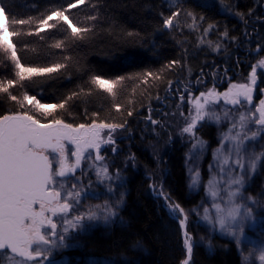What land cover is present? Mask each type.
I'll use <instances>...</instances> for the list:
<instances>
[{"label": "trees", "instance_id": "16d2710c", "mask_svg": "<svg viewBox=\"0 0 264 264\" xmlns=\"http://www.w3.org/2000/svg\"><path fill=\"white\" fill-rule=\"evenodd\" d=\"M69 4L76 6L69 8ZM0 7L9 33H19L10 37L19 62L25 67L56 69L21 80L16 63L0 47V86H8L9 80L16 82L8 92L0 91V116L28 111L41 122L116 124L129 133V138L121 139V146L117 143L116 155L99 152L103 159L96 161L107 167L110 179L90 178L83 161L79 172L59 188L62 198L68 191L80 193L78 203L68 198L73 204L70 217L90 211L99 222L90 226L85 221L77 229L64 222L61 234L69 228L65 243L72 247L60 248L50 264H183L187 259L183 229L162 199L154 197L144 174H152L155 187L187 213V231L194 242L190 264H247L232 237L198 225L197 211L205 202L206 185L202 181L196 191L190 185V145L175 138L165 146L169 135L161 128L156 131L161 140L153 145L149 117L163 106L173 84L195 87L201 75L216 64L228 66L233 59V55L228 58V50L233 45L222 35L241 30L238 18L229 11L236 10L239 19H245L252 0H0ZM56 11H63L71 25L58 16L48 22L54 27L40 23ZM174 12L179 15L172 27H165L164 20ZM12 20L25 23L13 25ZM73 25L86 31L73 34ZM209 27L213 47L204 44ZM220 44L227 52L219 55L214 47ZM149 72L153 75L147 76ZM96 76L125 79L112 95L92 82ZM24 94L64 107L44 115L32 105L21 108L10 99V95L22 99ZM203 133L213 150L214 131ZM204 158L205 181L211 153ZM108 207L116 215L105 221Z\"/></svg>", "mask_w": 264, "mask_h": 264}, {"label": "snow or ice", "instance_id": "6c2138e0", "mask_svg": "<svg viewBox=\"0 0 264 264\" xmlns=\"http://www.w3.org/2000/svg\"><path fill=\"white\" fill-rule=\"evenodd\" d=\"M77 3H83V0H77ZM75 4H69V8L75 7ZM178 12H174L172 16L164 20L165 27H172L174 19L178 16ZM53 16H58L61 21H67L71 25V21L64 15L63 11L53 12L52 15L42 20L40 23L47 27H54L48 22L53 19ZM11 23L24 24V20H12ZM73 34H79L82 30L74 25L71 27ZM19 33H9V22L4 14L3 7H0V47L5 51H11V58L15 60L16 67L19 70L16 74L21 80L30 79L33 75L42 73H50L55 71L54 68H32L25 67L19 62L16 53V47L12 43V36H17ZM58 47L60 45H57ZM175 63V62H173ZM264 66V60L259 62ZM59 67V66H57ZM151 72L147 76H152ZM125 77L121 76L115 80H106L100 76L93 78V83L98 88L115 95V86L120 84ZM15 81L9 80L8 86H0V91L8 92V87L15 84ZM256 83V69H252L251 84ZM233 89L237 91L233 92ZM253 88L249 85H233L228 93H224L226 99L232 96L230 102L232 104L240 103L237 97L243 96L246 101L251 102ZM202 97H206L203 103L199 99L193 101L196 114L191 116L190 122L182 129L184 133H189L195 136V129L198 122L203 121L206 117L212 118V114L207 112L206 105L209 103L208 98H215V93L209 91L207 94L201 93ZM10 99L24 108L25 105H32L36 111L49 115L57 108H63L64 104H44L35 96L24 94L22 99L10 95ZM183 99V97H181ZM119 108V105H117ZM259 118L255 120L256 124L264 126V99L260 100V107L257 109ZM254 115V114H253ZM151 119V117H149ZM219 119V117H215ZM240 120L244 121L245 117L240 116ZM156 123V121H153ZM123 125L93 123L89 126L79 125L73 127L70 124L64 123L59 119H53L49 123H41L33 115H29L28 111L18 112L10 115L0 116V264H28L29 261H34L36 264H43L38 260L44 256L41 246H56L59 248H71L72 245L66 244V236L69 228L63 229L64 234L57 232V224L52 217L59 214L69 212L73 204L68 202V198H73L78 203L80 193L68 191L66 196L62 198L61 191L56 187L57 177H66L69 173H74L77 168L81 167V161L85 158L84 153L88 149L96 150V160H102L99 155L100 145L102 143H114L111 136L107 140L101 138V131L105 128L115 130ZM243 127V124L241 125ZM235 127V125H233ZM258 133L253 132L251 137L247 139H255ZM235 139V138H234ZM65 141H69L75 145L76 151L72 153L75 156L74 164H69L66 151ZM202 141L197 140V144H202ZM196 145H194L195 147ZM114 150V149H113ZM49 152L55 153L54 158H50ZM54 159L58 167L54 170ZM259 159V157H257ZM227 160H225V163ZM239 164V161H237ZM243 167V165H241ZM251 170L256 167V162L251 161L249 165ZM106 178L107 168L99 170ZM199 178V173L193 180V184ZM211 183V182H210ZM233 183L242 185L243 177L233 181ZM65 184L60 183V188H64ZM75 187V185H73ZM211 195L216 197L218 193L211 191ZM240 189L230 193L229 198L238 195ZM167 200V197H165ZM247 199L255 204L252 197ZM99 207V206H97ZM170 210L176 213H183L184 209L179 204L168 205ZM217 211H221L220 205H215ZM242 205L236 204L229 212L228 218L220 216L219 225L221 230H226L230 235L236 238V243L239 245L240 237L245 234L246 221L256 223L259 218L252 216L251 208L245 209V213L241 214ZM107 215L104 216L105 221L110 217L115 216V211L108 207L105 209ZM208 210L205 209V219H209ZM50 214V215H49ZM85 218L89 220L97 219L95 212H87L74 217L73 221H65L71 228L75 229L79 223ZM187 216L180 220L181 226L185 225ZM239 221V224L237 222ZM233 225H237L233 227ZM264 227V224L260 225ZM47 230V234H45ZM54 237L56 239H51ZM184 245L187 251V259L183 264H189L192 257L193 244L192 237L185 231ZM17 258H20L17 260ZM47 259V257H45ZM259 260L264 262V252L259 255ZM70 264V262H69Z\"/></svg>", "mask_w": 264, "mask_h": 264}, {"label": "rangeland", "instance_id": "374dc122", "mask_svg": "<svg viewBox=\"0 0 264 264\" xmlns=\"http://www.w3.org/2000/svg\"><path fill=\"white\" fill-rule=\"evenodd\" d=\"M214 1L219 2V0ZM210 29L211 28L209 27L206 30L205 38L207 41H205L204 44L213 47V41H211L209 37ZM214 48L215 52H219L223 49V46L220 44L219 46H215ZM6 52L9 56L10 61L15 64V60L11 58V51L8 50ZM230 64L231 63H229V65ZM212 73L213 72L210 73L211 76ZM210 75H207L205 78L206 80H208V82H206L205 80V83L203 80H200V89H198L199 91L197 93L195 92L196 88L192 87V83H188L182 88H186L188 94H183L182 89L179 85L177 86L173 84L170 87V92L163 100V106L159 108L158 111H154L151 113V119H149V121L150 123L152 122V132L151 137L149 136V138L153 145L159 143L161 139L156 137L158 136V133H156V131H160L161 128V130L169 135H166L167 137H165V146H168L169 142L175 138H178L181 142L184 141L185 143H188L190 145V152L187 156V169L190 175V185L195 191L199 188V185L200 183H202V181L206 185L205 202H203L198 207L197 211V221L199 223V226L202 225V228L207 227L211 231L215 230L222 235L230 236L236 241V238L230 235L226 230H221L219 225V218L220 216H224L226 219H229L228 212L236 204L242 205V215L245 213V209L251 208L252 216L259 219L256 223H253V221H246L245 234L244 236L240 237V243L238 246L244 253L247 264H264V262H261L259 260V255L261 254V252H264V227L260 226L261 224H264V132L262 133L261 131L260 133H258L255 139H247L248 137H251V134L253 132H258L260 130L255 129L254 124L252 125L248 120L241 121L238 120L234 115L230 116V112L226 110L224 111V108H221V106H219L214 111H207L212 114V118L206 117L203 120V124L198 123L196 125L195 136L189 133H184L182 131V129L186 127L190 122L191 116H194L196 114L193 101L196 99L200 100V94H207L209 91H213L216 96L217 87L213 85L214 80L209 78ZM223 84H226V82L222 81L220 83V85ZM245 84L249 85V82L245 81L244 79H237L235 82H230L229 87L224 89L225 92L224 90L221 92V96L226 99L223 94L228 93L229 89L232 88L233 85L240 86ZM235 91H237V89H233V92ZM181 97H183V99H181ZM204 98L206 99V97ZM208 99L210 102L215 100V98ZM231 99L232 96L230 95L226 100L230 102ZM206 110H208V108H206ZM215 117H219V119H215ZM153 121H156V123H153ZM242 124L243 127L241 126ZM233 125H235V127H233ZM156 127H158V129H155ZM207 129H212L214 131L216 146L213 150H210V144H208L209 140H205L203 136V132H206ZM100 135L103 140H107L109 136H111V139L113 141H115L116 139L129 138V133H125L124 128L122 127H117L114 131L105 128L101 131ZM197 140L202 141L203 143L197 144ZM111 145L112 143H102L100 145L99 151L105 148L107 149V147L109 149L111 148ZM194 145L196 146L194 147ZM95 151V149H90V151L85 155V172L90 176V178L100 177L102 179H106V177L102 173H100L99 170L107 167L102 162L96 161ZM209 153H211L212 162L208 167L206 180L204 181L201 169L202 161L205 159V155ZM257 157H259V159H257ZM225 160H227L226 163ZM237 161H239V164L237 163ZM251 161L256 162V167L254 170H251L249 167ZM241 165H243V167H241ZM197 173H199V178L196 180V183L193 184V180L196 178ZM107 176L109 177V172H107ZM144 177L150 182L152 194L154 195V197L162 199V201L164 202V207L166 208L170 216L177 219L179 223L180 220L184 219L185 215L187 216L185 225L181 226L183 229V239L185 231L191 236V234L187 231L189 217L185 210L183 213L174 214L170 210L168 205H174L176 203H173L171 198L165 192L157 189V186L155 187L152 174H144ZM241 177H243L242 185L233 183V181ZM56 187L59 189L60 183H57ZM237 188L240 189L239 194L230 199L229 194L236 192ZM210 190L216 191L218 195L216 197H213ZM165 197H167V200L165 199ZM248 197L254 198L255 204H253L251 200L247 199ZM217 204L220 205L221 208V211L219 212L215 207V205ZM205 209L208 210L207 215L209 219H205ZM67 215L58 219L61 227L65 221L74 222L75 216L71 215L70 217V215ZM96 220L97 219L89 220L85 218L79 223V225H77L75 229L83 227L85 221L89 222L90 226H96L99 222ZM237 224H239V221L237 222ZM236 226L237 225H233V227ZM80 229L84 230L83 228ZM192 244L194 245L193 237ZM41 250L45 251L46 254H50V257H55L54 253L59 252L62 249H59V247L56 246H46V248L41 247ZM52 259L53 258H51L49 261L42 262L43 264H50ZM28 264H36V262H28Z\"/></svg>", "mask_w": 264, "mask_h": 264}, {"label": "flooded vegetation", "instance_id": "af4514ba", "mask_svg": "<svg viewBox=\"0 0 264 264\" xmlns=\"http://www.w3.org/2000/svg\"><path fill=\"white\" fill-rule=\"evenodd\" d=\"M229 12L233 17H235L236 19L238 18L237 20L241 24L240 25L241 34L239 32V33H233V35L231 34L222 35V38H226L227 40L231 42V46L233 45L232 51L228 50V55H227L228 58L230 59L232 58V55H233V62L231 61L230 65L228 63V66L226 63H223V62L218 63L211 70H208L206 72L207 75H210V73L213 72L212 76L210 75L209 78L214 80L213 85L217 87V93L215 96V100L212 102L209 101V103L206 105V108H208L207 111H214L219 106H221V108H224V111L226 110L230 112V116L234 115L238 120H240V116L243 115L245 117L244 121L246 120L250 121L252 125L254 124L255 129L260 130L258 131L259 133L261 131L263 133L264 126L256 124L255 120L259 118V112L257 111V109L260 107V100L264 99V66H262L259 63L261 60H264V0H252L251 12L248 16L246 17L244 16L245 19H242V20L239 19L238 14H236V10H230ZM226 52H227V49L223 48L221 51L218 52V54L220 55L221 53H226ZM253 68L256 69L255 85L251 84V73H252ZM205 78H206V75H203V76L201 75L199 80L196 81V86H195L196 90L194 89L196 93L199 91L198 89H200V83H199L200 80H203L205 82L206 80ZM237 79H244L245 81H248L249 86L253 88L251 102L246 101L243 96H240L238 98L240 103L232 104L231 102H228L226 99H224L221 96V92L224 89L229 87L230 82H235ZM222 81L226 82V84L220 85ZM206 82H208V80H206ZM184 86L180 85L181 89ZM182 93L188 94L187 89L186 88L182 89ZM163 100H162V103H163ZM204 100L205 98L201 96L200 102L203 103ZM66 124H69V123H66ZM72 126L77 127L75 125H72ZM120 141L121 139H116L114 143H112L111 148L108 149L107 147V149L105 148L99 152L100 153L105 152V154L112 153L116 155L115 150L117 149L118 145L121 146ZM65 146H66V151L68 155V162L69 164H74L75 156H73L72 153L76 151V147L74 144H72L69 141H65ZM89 151L90 149H88V151L84 153V157ZM49 155H50V158H54L56 156L55 153H51V152H49ZM83 161H85V158L81 162ZM57 167H58V164L56 163L54 159L53 169L55 170ZM77 172H79L78 168L76 169L74 173H70V175L66 177H63V178L57 177L58 183H61V182L66 183ZM67 214L68 212L52 217L54 222L57 224V232L59 234H61V230H60L61 224L58 221V219L63 216H66ZM45 234H47V230H45ZM50 238L56 239L54 237H50ZM41 247L46 248V246H41ZM41 251L44 252V257L40 261H49L51 258L54 257V256L50 257L49 256L50 254H46V252L43 250ZM59 252H55L54 253L55 256H57ZM45 257H47V259H45ZM17 259H20V258H17Z\"/></svg>", "mask_w": 264, "mask_h": 264}, {"label": "water", "instance_id": "95a60500", "mask_svg": "<svg viewBox=\"0 0 264 264\" xmlns=\"http://www.w3.org/2000/svg\"><path fill=\"white\" fill-rule=\"evenodd\" d=\"M64 123H65V122H64ZM203 123H204V121H200V122H199V124H203ZM68 175H70V173H69ZM43 257H44V256L39 257L38 260H41ZM29 262H34V261H29Z\"/></svg>", "mask_w": 264, "mask_h": 264}]
</instances>
